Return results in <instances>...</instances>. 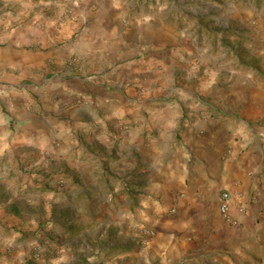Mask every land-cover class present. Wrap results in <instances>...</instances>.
<instances>
[{
	"label": "crops",
	"instance_id": "obj_1",
	"mask_svg": "<svg viewBox=\"0 0 264 264\" xmlns=\"http://www.w3.org/2000/svg\"><path fill=\"white\" fill-rule=\"evenodd\" d=\"M83 1L75 22L35 19L0 34V156L8 122L15 128L9 149L19 160L33 162L62 139L53 161L25 178L29 194L6 196L2 187L0 226L21 224L17 200L36 233L46 219L49 264L261 261L264 49L250 52L246 76L203 53L186 72L190 83L159 97L175 78L178 48L167 56L165 33L144 24L119 36L124 16L112 4L92 12ZM117 124L126 130L118 134ZM224 192L238 229L220 219ZM141 227L154 236L139 239ZM35 236L28 248L38 246ZM25 247L12 249L25 254Z\"/></svg>",
	"mask_w": 264,
	"mask_h": 264
},
{
	"label": "rangeland",
	"instance_id": "obj_2",
	"mask_svg": "<svg viewBox=\"0 0 264 264\" xmlns=\"http://www.w3.org/2000/svg\"><path fill=\"white\" fill-rule=\"evenodd\" d=\"M78 2L79 0H0V34L18 24L28 25L35 19L41 21L54 18L59 23L75 22ZM110 4L124 16L122 22L117 25L119 36L132 31L136 25L144 24L151 30L159 29L165 33L166 44H169L167 56L178 48L176 59L179 66L175 71V78L173 76L167 78L166 88L159 97H164L168 89L182 86L184 83L188 85L190 78L186 72L193 66V59L203 53L211 52L213 55L221 56L235 71L239 70L246 76L245 72L254 64L250 52L258 51L257 48L264 49V0H90L88 10L105 11L106 6ZM1 46L3 43L0 40ZM10 90L14 91L7 88L5 92ZM5 114L4 103L0 101V117ZM8 123L5 140L2 141L7 148L0 156V191L3 187L6 196L21 197L23 194H29L32 187L27 186L25 178L29 179L36 174L34 168L39 163L53 161L61 149L62 139L52 140L47 147L38 152V159L33 162L19 160V157L13 155L9 149L15 128L12 122ZM123 127L127 125L117 124L116 132L118 134L124 132ZM149 136L154 137L153 131L149 132ZM46 152L52 153V158H44L43 154ZM15 203L20 207L19 212L24 218L21 217V224L8 228L0 226V264H37L36 259L41 260L38 264H49L44 260L47 253L43 250V247H46L45 242L50 240L44 238L46 219L36 233V230L31 229L29 209L21 208L19 200ZM128 208L125 203L119 204L118 210L123 213V217ZM16 211L14 209V212ZM110 221L105 220L104 226H110ZM118 222H125V218L119 219ZM35 234L40 240L38 246L28 248L29 242L36 241ZM25 243H27L25 254H15L12 247ZM261 256L263 257L261 261L246 260L244 264H264V245ZM16 257L18 259L13 263V258Z\"/></svg>",
	"mask_w": 264,
	"mask_h": 264
},
{
	"label": "built area",
	"instance_id": "obj_3",
	"mask_svg": "<svg viewBox=\"0 0 264 264\" xmlns=\"http://www.w3.org/2000/svg\"><path fill=\"white\" fill-rule=\"evenodd\" d=\"M122 129L126 130V127ZM57 147L58 144H55ZM44 158H52V153L46 152L43 154ZM259 194L258 191L252 194V197L255 198ZM231 204H232V197L229 193L224 192L220 196L219 199V206H218V213L220 216L221 221L229 228L238 229L240 226V221L232 215L231 212ZM245 208L241 205L237 207V213L239 215L244 214ZM138 238L142 241H146L154 236V231L150 228L141 227L137 230Z\"/></svg>",
	"mask_w": 264,
	"mask_h": 264
}]
</instances>
